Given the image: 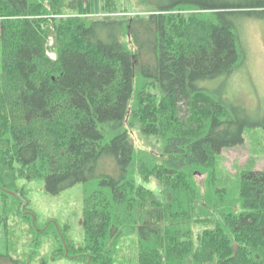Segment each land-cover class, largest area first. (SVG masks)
<instances>
[{"label":"trees","instance_id":"obj_1","mask_svg":"<svg viewBox=\"0 0 264 264\" xmlns=\"http://www.w3.org/2000/svg\"><path fill=\"white\" fill-rule=\"evenodd\" d=\"M263 9L0 0V263L19 264L8 224L33 220L21 182L40 180L53 195L84 192L83 242L68 226L28 224L36 250L56 245L53 260L131 264L121 244L135 241L134 264H264V170L254 161L232 174L221 155L256 123L201 84L243 65L237 21Z\"/></svg>","mask_w":264,"mask_h":264},{"label":"rangeland","instance_id":"obj_2","mask_svg":"<svg viewBox=\"0 0 264 264\" xmlns=\"http://www.w3.org/2000/svg\"><path fill=\"white\" fill-rule=\"evenodd\" d=\"M234 4H254L264 0H224ZM264 9L250 17H240L237 21L241 35V42L247 55L243 65L230 77H220L215 80L201 83L206 89L226 92L227 98L233 105L245 107L251 119L256 123L247 133L246 143L240 147L226 149L221 155L224 158L223 165L232 173L236 172L235 166L253 163L257 170H264ZM140 140L135 141L137 146L143 148L147 141L138 135ZM157 143V142H156ZM155 148V151H159ZM254 158H257L254 160ZM200 180L203 175L198 176ZM27 191L28 213L35 215L33 220L23 216L13 215L9 221L8 239L10 240V251L12 257L19 264H86L82 261L84 255L70 258L53 260L51 254L56 245L47 238V245L38 250L33 246L28 224L34 223L43 227L44 225L56 226L59 230L65 226L70 227L69 236L78 242H83L84 233L82 227V216L84 208V192L82 184H78L53 195L45 189L43 181L21 182ZM2 200L0 194V214H2ZM29 216V214H28ZM16 233V234H14ZM15 236L20 239L17 240ZM134 241L135 237L130 238ZM49 240V241H48ZM46 242V241H45ZM121 247H126V258L134 264L136 258L137 244L123 242ZM37 252V253H35ZM8 254L7 236L5 224H0V261L2 256ZM121 254V251H119ZM79 259V260H78ZM4 263L3 261L1 262ZM0 263V264H1ZM10 264V263H8ZM129 264V263H128Z\"/></svg>","mask_w":264,"mask_h":264},{"label":"built area","instance_id":"obj_3","mask_svg":"<svg viewBox=\"0 0 264 264\" xmlns=\"http://www.w3.org/2000/svg\"><path fill=\"white\" fill-rule=\"evenodd\" d=\"M50 56H51L52 58H55V55H54L53 53H51Z\"/></svg>","mask_w":264,"mask_h":264}]
</instances>
